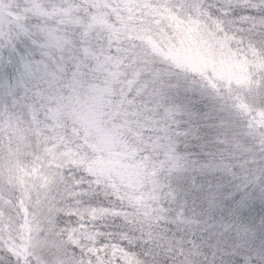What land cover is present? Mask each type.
I'll return each mask as SVG.
<instances>
[{
	"label": "snow or ice",
	"instance_id": "6c2138e0",
	"mask_svg": "<svg viewBox=\"0 0 264 264\" xmlns=\"http://www.w3.org/2000/svg\"><path fill=\"white\" fill-rule=\"evenodd\" d=\"M0 264H264V0H0Z\"/></svg>",
	"mask_w": 264,
	"mask_h": 264
}]
</instances>
